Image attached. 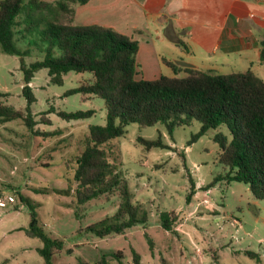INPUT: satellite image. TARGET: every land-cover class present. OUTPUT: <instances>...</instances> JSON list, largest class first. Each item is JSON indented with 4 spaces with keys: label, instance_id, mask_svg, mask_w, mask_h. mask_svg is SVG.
I'll return each instance as SVG.
<instances>
[{
    "label": "rangeland",
    "instance_id": "rangeland-1",
    "mask_svg": "<svg viewBox=\"0 0 264 264\" xmlns=\"http://www.w3.org/2000/svg\"><path fill=\"white\" fill-rule=\"evenodd\" d=\"M40 43L36 35L16 36V46L28 51L26 65L44 59ZM90 82L91 74L70 72L57 85L42 69L29 85L36 98L31 115L34 131L47 135L34 134L24 119L0 122V196L16 199L0 209V264H44L37 251L42 242L25 232L31 218L21 196L35 206L44 231L63 242L53 264H134V252L142 264H264V200H255L248 185L225 178L215 137L223 134L229 141L226 126L190 144L201 128L196 120L176 128L172 136L160 124L148 128L131 124L124 136L104 147L112 148L110 162L127 182L132 203L148 214L149 221L104 239L87 231L115 216L122 202L119 189L81 206L73 193L74 157L83 151L90 127L106 124L107 109L99 97L65 94ZM23 87L20 58L0 49V91L8 94L2 101L26 117ZM78 111L95 114L77 121L57 114ZM159 136L170 149L148 151L138 141ZM163 213L172 214L170 223L175 220L171 231L162 226Z\"/></svg>",
    "mask_w": 264,
    "mask_h": 264
},
{
    "label": "trees",
    "instance_id": "trees-1",
    "mask_svg": "<svg viewBox=\"0 0 264 264\" xmlns=\"http://www.w3.org/2000/svg\"><path fill=\"white\" fill-rule=\"evenodd\" d=\"M89 1L0 0V49L7 55L20 58L24 74L23 96L27 102L25 117L21 111L4 104L2 99L8 94L0 91L2 124L24 119L34 134L47 135L34 131L36 124L31 115L36 98L29 85L42 69L48 70L51 81L57 85H62L63 77L70 72L91 74L92 82L68 91L65 96L90 95L105 102L106 124L90 127L83 151L74 157L73 184L77 189L73 193L81 206L119 189L122 202L115 216L90 226L87 231L104 239L124 235L135 226L148 224V214L132 203L127 182L110 162L112 148H104L124 136L131 124L140 128L160 124L172 136L176 128L188 126L196 120L201 128L190 144L208 131L226 126L230 140L223 134L215 137L221 148L219 162L226 169L225 178L228 182L248 185L255 200H264V80L251 70L219 75L182 69L168 61L165 63L173 70L174 77L139 79L137 41L103 26L75 25L73 6L85 5ZM26 33L36 35L38 43L45 47L44 59L30 65L24 62L28 51L24 52L16 46V36L21 34L23 38ZM180 71H184L185 75L180 76ZM57 114L64 120L77 121L90 118L95 112ZM44 123L50 124V120ZM162 139L159 136L156 140L139 138L138 141L148 151L170 149ZM218 180L216 178L214 183ZM57 193L67 195L69 190ZM21 201L29 207L31 218L25 230L27 236L42 242L43 246L37 251L44 264H53L54 256L63 249V242L44 231L36 208L29 200L21 196ZM171 215L163 213L160 218L167 231L172 230L175 221L169 222ZM133 261L134 264H142L141 256L135 252ZM99 264L107 263L101 261Z\"/></svg>",
    "mask_w": 264,
    "mask_h": 264
},
{
    "label": "crops",
    "instance_id": "crops-1",
    "mask_svg": "<svg viewBox=\"0 0 264 264\" xmlns=\"http://www.w3.org/2000/svg\"><path fill=\"white\" fill-rule=\"evenodd\" d=\"M73 9L75 25L138 42L139 79L174 77L168 61L219 75L251 70L264 80V0H91Z\"/></svg>",
    "mask_w": 264,
    "mask_h": 264
},
{
    "label": "built area",
    "instance_id": "built-area-1",
    "mask_svg": "<svg viewBox=\"0 0 264 264\" xmlns=\"http://www.w3.org/2000/svg\"><path fill=\"white\" fill-rule=\"evenodd\" d=\"M14 203H16V199L14 196L12 195L0 196V209H6L10 204H14Z\"/></svg>",
    "mask_w": 264,
    "mask_h": 264
},
{
    "label": "water",
    "instance_id": "water-1",
    "mask_svg": "<svg viewBox=\"0 0 264 264\" xmlns=\"http://www.w3.org/2000/svg\"><path fill=\"white\" fill-rule=\"evenodd\" d=\"M178 65L182 66V67H186V68H191V69H195V66L189 63H181V62H177Z\"/></svg>",
    "mask_w": 264,
    "mask_h": 264
}]
</instances>
